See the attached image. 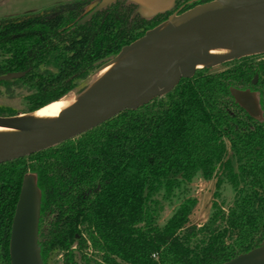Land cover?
Segmentation results:
<instances>
[{
	"label": "trees",
	"instance_id": "obj_1",
	"mask_svg": "<svg viewBox=\"0 0 264 264\" xmlns=\"http://www.w3.org/2000/svg\"><path fill=\"white\" fill-rule=\"evenodd\" d=\"M93 1L0 18V78L14 75L32 91L29 113L58 104L99 63L174 13L210 0H178L150 20L134 16L137 5L118 1L79 25ZM208 71L198 69L164 97L73 140L1 164L0 264H11L12 224L28 174L41 192L44 264L56 249L65 264H78L75 243L84 264H99L87 250L103 264H225L264 246V60ZM233 89L257 95L261 120L236 102ZM199 175L216 178V199L231 186L233 203L215 201L206 223L190 225L197 201L186 197L161 224L166 202Z\"/></svg>",
	"mask_w": 264,
	"mask_h": 264
},
{
	"label": "water",
	"instance_id": "obj_2",
	"mask_svg": "<svg viewBox=\"0 0 264 264\" xmlns=\"http://www.w3.org/2000/svg\"><path fill=\"white\" fill-rule=\"evenodd\" d=\"M118 1L137 5L134 16L150 20L171 12L178 0H95L78 24ZM257 55H264V0H210L174 13L114 58L99 63L101 75L57 117H38L36 112L0 116V165L73 140L124 111H136L170 93L182 79L193 78L198 69ZM257 81L258 75L253 83ZM231 92L253 118L262 119L255 93ZM41 201L36 176L26 175L12 224L11 264H44L39 247ZM225 264H264V246Z\"/></svg>",
	"mask_w": 264,
	"mask_h": 264
},
{
	"label": "rangeland",
	"instance_id": "obj_3",
	"mask_svg": "<svg viewBox=\"0 0 264 264\" xmlns=\"http://www.w3.org/2000/svg\"><path fill=\"white\" fill-rule=\"evenodd\" d=\"M57 1V2H56ZM64 1V2H61ZM77 0H22V1H15L13 2L10 7L9 11L11 13H20L18 15H23L27 13L37 12L41 11L43 9H46L48 7L57 5L65 2H74ZM59 2V3H58ZM31 10V11H30ZM29 11V12H27ZM1 60V59H0ZM264 60V55H257L252 57H247L238 61H232L229 63H226L224 65L215 67L208 71L209 74H217L220 72H223L225 70H228L232 68L233 66L242 63V62H256V61H262ZM101 74H99L97 71L93 72L89 78L81 82L79 86L76 88L74 93H70L65 98L69 101L70 99H73L75 101L76 97L79 95L78 91H80L83 87H85L88 84H91L93 81H95ZM3 80V79H2ZM5 83H0V109L4 110H14L20 114H30V102L28 100V97L31 95L32 91L17 82V78L11 77L8 79L3 80ZM73 101V102H74ZM57 105V104H56ZM4 114H8V112L3 111V117H7ZM231 156V154H230ZM235 163V161H234ZM236 165V163H235ZM216 178L211 181H205L201 175L197 176L193 183L190 185H183L181 187V190H176L175 193L177 194L176 197H173L171 200H168L166 202V210L165 213L160 221L161 224H164L167 219L173 214L174 210L177 208V206L180 204L181 201H183V198H193L196 199L197 205L194 208L191 216H190V225H198L201 226L209 219L211 213H212V206L215 201H218L219 204L225 202L226 205H231L234 201V192L232 191L231 186L228 184H225L222 189L220 190V196L219 199L215 198V192H216ZM74 252H75V259L78 264H84V261L82 260V255L78 250L77 243L73 246ZM87 253H89V257L93 256L92 258L97 259L99 264H103L102 257L100 254H92V251L87 250ZM65 252L56 249L54 250L49 259L48 264H65ZM119 264H126L119 261Z\"/></svg>",
	"mask_w": 264,
	"mask_h": 264
},
{
	"label": "bare ground",
	"instance_id": "obj_4",
	"mask_svg": "<svg viewBox=\"0 0 264 264\" xmlns=\"http://www.w3.org/2000/svg\"><path fill=\"white\" fill-rule=\"evenodd\" d=\"M103 73V72H102ZM74 93V92H73ZM73 99H70L69 101L66 98H63L62 100H60V102L56 105H48L40 110H38L36 112V116L38 117H43V118H53V117H57L60 112L68 107L69 105H71L73 103ZM1 131V128H0Z\"/></svg>",
	"mask_w": 264,
	"mask_h": 264
},
{
	"label": "crops",
	"instance_id": "obj_5",
	"mask_svg": "<svg viewBox=\"0 0 264 264\" xmlns=\"http://www.w3.org/2000/svg\"><path fill=\"white\" fill-rule=\"evenodd\" d=\"M15 1H22V0H0V18H4V17H11V16H15L17 14H21L23 12L20 13H11L9 10L12 8L10 7V5L15 2ZM66 1H70V0H66ZM57 2V1H56ZM64 2V1H61ZM60 2V3H61ZM59 3V2H58ZM31 11V10H30ZM29 12V11H27Z\"/></svg>",
	"mask_w": 264,
	"mask_h": 264
}]
</instances>
